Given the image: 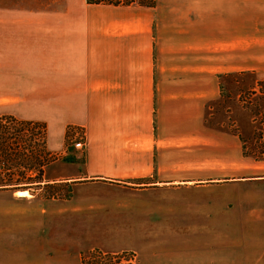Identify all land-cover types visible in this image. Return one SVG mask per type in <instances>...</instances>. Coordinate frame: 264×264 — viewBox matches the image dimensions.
Instances as JSON below:
<instances>
[{
    "label": "crops",
    "instance_id": "1",
    "mask_svg": "<svg viewBox=\"0 0 264 264\" xmlns=\"http://www.w3.org/2000/svg\"><path fill=\"white\" fill-rule=\"evenodd\" d=\"M158 8V1L146 8L0 0V116L47 124L55 137L50 151L63 155L44 178L68 187L71 200L83 185L108 181L131 192L177 188V45L166 39ZM67 126L85 133L72 157ZM11 191L28 193H0ZM25 196L10 204L44 203ZM45 205L41 213L0 214V264H70L71 251L52 255L46 245L39 252L44 213L63 212ZM255 206L232 222L224 213L190 215L179 220L189 222L184 228H166L164 213L140 215L139 225L127 214L124 225L116 217L92 230L112 241L111 251L92 249L133 253L136 264H264V201Z\"/></svg>",
    "mask_w": 264,
    "mask_h": 264
},
{
    "label": "rangeland",
    "instance_id": "2",
    "mask_svg": "<svg viewBox=\"0 0 264 264\" xmlns=\"http://www.w3.org/2000/svg\"><path fill=\"white\" fill-rule=\"evenodd\" d=\"M157 1L155 17L159 11L166 39L177 45V188L131 192L108 181L83 185L71 200L68 187L45 181L25 196L44 202L37 207L11 205L22 196L0 193V214L41 213L45 203L63 209L59 216L44 213L48 224L39 231V252L71 251L67 261L80 264L93 247L111 251L112 241L92 230L108 226L112 218L124 225L128 214V221L139 225L140 215L164 213L172 220L162 225L184 228L189 222L179 220L190 215L224 213L232 222L264 201L259 185L264 158L243 153V142L248 153L264 146V0ZM193 70L190 80L184 74ZM84 139L83 129L67 126L66 156L80 154ZM47 143L49 150L55 145L49 128ZM57 153L60 159L63 153Z\"/></svg>",
    "mask_w": 264,
    "mask_h": 264
},
{
    "label": "trees",
    "instance_id": "3",
    "mask_svg": "<svg viewBox=\"0 0 264 264\" xmlns=\"http://www.w3.org/2000/svg\"><path fill=\"white\" fill-rule=\"evenodd\" d=\"M90 5L157 6V0H87ZM48 128L45 123L0 116V190H37L45 183V168L59 159L48 149ZM85 140V139H84ZM245 156L264 158V146L253 147L250 153L243 142ZM47 185V184H45ZM82 264H136L133 253H107L95 249L82 257Z\"/></svg>",
    "mask_w": 264,
    "mask_h": 264
},
{
    "label": "bare ground",
    "instance_id": "4",
    "mask_svg": "<svg viewBox=\"0 0 264 264\" xmlns=\"http://www.w3.org/2000/svg\"><path fill=\"white\" fill-rule=\"evenodd\" d=\"M18 195L25 196V195H28V193L27 192H19Z\"/></svg>",
    "mask_w": 264,
    "mask_h": 264
}]
</instances>
